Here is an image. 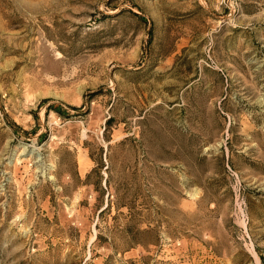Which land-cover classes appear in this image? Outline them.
<instances>
[{
    "label": "rangeland",
    "instance_id": "374dc122",
    "mask_svg": "<svg viewBox=\"0 0 264 264\" xmlns=\"http://www.w3.org/2000/svg\"><path fill=\"white\" fill-rule=\"evenodd\" d=\"M0 264H264V0H0Z\"/></svg>",
    "mask_w": 264,
    "mask_h": 264
},
{
    "label": "trees",
    "instance_id": "16d2710c",
    "mask_svg": "<svg viewBox=\"0 0 264 264\" xmlns=\"http://www.w3.org/2000/svg\"><path fill=\"white\" fill-rule=\"evenodd\" d=\"M47 99H44V101H46ZM50 108H52L54 110V112H56V114L58 115H62L61 111L59 109H57L54 106H51ZM72 109H78L79 107L76 106H71ZM113 116H108L105 119V124L103 127V140L107 143L106 146H99V150H98V156L94 157L91 153L89 154V157L94 161L95 166L92 168V170L90 172H88L86 174V179L85 181L87 182V179L93 174V173H97L100 174V171L103 167H105V171L107 172V175L104 179V188H100L99 190L101 191V193L103 195H106V205L103 208H100V211L98 213L99 216L103 215L104 213H106L107 211H110L111 208L113 207L115 210H119L121 207H126L128 210V214L131 216L132 215V208L134 202L137 200L138 198V191L137 189H133L132 186L135 185V178L131 177V180L129 179L130 182H123L125 183L124 188L126 189L124 192L120 193V191L118 189H116L115 187H113L110 183V175L109 172H111V145L110 143H108L110 141V135L108 134L109 132V128L111 125V122L113 121ZM124 141H126L125 139H123L122 141L119 142V144L124 143ZM104 152V157H102V154ZM100 176V175H99ZM102 176H100L101 178ZM98 184V181L96 183V186ZM132 184V185H131ZM127 185H130L129 187ZM133 190V191H132ZM148 231V229H142L139 230L137 229L135 231V233L133 235H129V232L127 234L128 236V240L129 242H131V244L137 243L138 241V236L142 233V232H146ZM102 239V236L100 234H96V240L100 241Z\"/></svg>",
    "mask_w": 264,
    "mask_h": 264
}]
</instances>
